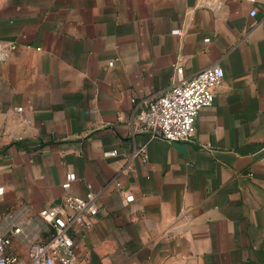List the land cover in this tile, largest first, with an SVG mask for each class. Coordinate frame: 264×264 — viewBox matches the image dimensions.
Returning <instances> with one entry per match:
<instances>
[{"label": "crops", "instance_id": "obj_1", "mask_svg": "<svg viewBox=\"0 0 264 264\" xmlns=\"http://www.w3.org/2000/svg\"><path fill=\"white\" fill-rule=\"evenodd\" d=\"M212 65L193 141L140 128L137 102ZM69 170L99 205L75 264H264V0H0V217L36 229Z\"/></svg>", "mask_w": 264, "mask_h": 264}, {"label": "built area", "instance_id": "obj_2", "mask_svg": "<svg viewBox=\"0 0 264 264\" xmlns=\"http://www.w3.org/2000/svg\"><path fill=\"white\" fill-rule=\"evenodd\" d=\"M257 2L258 0H248ZM258 12L257 6L250 11L252 16ZM180 33V29H174ZM210 38H206L209 40ZM110 66L114 61L109 62ZM182 72V68H178ZM225 72L220 65H212L186 79L173 82L158 94L142 98L137 102L136 123L143 131L153 137H161L169 142L185 140L193 141L197 132V118L200 110L212 106L216 97V87L224 78ZM18 111L23 106L17 107ZM30 121V120H29ZM116 150H108L106 156L116 155ZM142 161L148 160L147 146H139L134 155ZM254 176L252 171L247 173ZM78 175L69 170L62 182L67 190L62 202L56 207L42 208L39 211L41 223L36 229L31 222L21 224L16 220L14 212L0 217V264H75V234L91 229L99 212L97 192L91 183L87 184L84 195L72 193L70 190ZM121 187V182L117 181ZM5 191L0 185V197ZM42 232L46 234L42 235ZM20 239L28 248L25 253L12 250L16 239Z\"/></svg>", "mask_w": 264, "mask_h": 264}]
</instances>
